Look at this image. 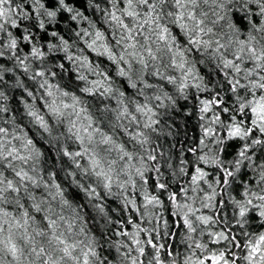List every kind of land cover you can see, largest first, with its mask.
Returning <instances> with one entry per match:
<instances>
[{
	"label": "clouds",
	"instance_id": "1",
	"mask_svg": "<svg viewBox=\"0 0 264 264\" xmlns=\"http://www.w3.org/2000/svg\"><path fill=\"white\" fill-rule=\"evenodd\" d=\"M0 264H264V0H0Z\"/></svg>",
	"mask_w": 264,
	"mask_h": 264
},
{
	"label": "snow or ice",
	"instance_id": "2",
	"mask_svg": "<svg viewBox=\"0 0 264 264\" xmlns=\"http://www.w3.org/2000/svg\"><path fill=\"white\" fill-rule=\"evenodd\" d=\"M216 258L215 257H213V260H215Z\"/></svg>",
	"mask_w": 264,
	"mask_h": 264
}]
</instances>
